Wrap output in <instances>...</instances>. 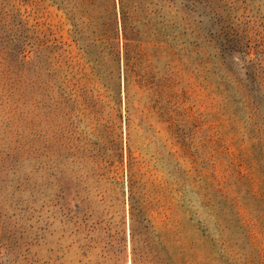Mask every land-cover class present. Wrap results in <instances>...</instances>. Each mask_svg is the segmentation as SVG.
<instances>
[{
	"label": "rangeland",
	"instance_id": "374dc122",
	"mask_svg": "<svg viewBox=\"0 0 264 264\" xmlns=\"http://www.w3.org/2000/svg\"><path fill=\"white\" fill-rule=\"evenodd\" d=\"M237 162L264 179V0H0V264H264Z\"/></svg>",
	"mask_w": 264,
	"mask_h": 264
},
{
	"label": "trees",
	"instance_id": "16d2710c",
	"mask_svg": "<svg viewBox=\"0 0 264 264\" xmlns=\"http://www.w3.org/2000/svg\"><path fill=\"white\" fill-rule=\"evenodd\" d=\"M237 174L239 178L243 181V186L247 185V192L245 195H249L252 198L257 199L258 201L263 199L264 189L262 190V186L264 187V179L261 180L257 178L252 171L246 172L244 169V165L242 162H237L236 167ZM243 186H241L240 190H243ZM222 190V189H221ZM234 200L239 201V196H234ZM261 212V211H260ZM261 216L264 217V213H261ZM161 246L158 250L154 251L152 248L150 250L141 248L140 246L134 247V264H138V262H144L149 260L153 262V264H170L169 258L167 257L169 247L165 245L163 242H160ZM174 264H178V258L174 260Z\"/></svg>",
	"mask_w": 264,
	"mask_h": 264
}]
</instances>
